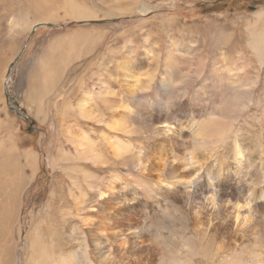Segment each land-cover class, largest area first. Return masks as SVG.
Returning a JSON list of instances; mask_svg holds the SVG:
<instances>
[{"label": "rangeland", "instance_id": "374dc122", "mask_svg": "<svg viewBox=\"0 0 264 264\" xmlns=\"http://www.w3.org/2000/svg\"><path fill=\"white\" fill-rule=\"evenodd\" d=\"M255 29L264 36V0H0V264H34L37 232L42 249L36 253L49 251V263L87 255V245L92 246L93 261L94 239L85 226L90 206L82 205L77 213L74 193L107 204L108 197L101 201L100 195L110 184L128 203L125 210L146 214L141 226L129 230L136 243L146 238L137 248L161 231L173 250L183 241H194L180 193L165 201L157 185L148 193L134 188L159 180L163 163L172 159L191 170L197 133L211 126L223 131L210 153L215 162L222 158L228 164V151L238 136L252 157L248 169L259 166L264 151V53L254 49ZM128 57L134 58L140 78L133 92L124 89L117 66ZM100 86L112 99H101ZM87 91L98 117L80 113L78 103ZM116 103L131 107L129 119L137 129L124 134L110 128L115 111L122 108ZM163 122L174 127L173 139L163 142L160 157H152L158 166L144 175L108 146L124 138L138 153L146 152L153 140L168 135L155 131ZM228 125L233 127L229 136ZM74 135H86L104 161L97 165L77 154ZM247 197L251 204L259 201ZM226 199L228 207L230 200L236 201ZM119 212V223L140 221L137 215L129 220L127 212ZM110 234L113 240L107 241L113 248L116 242L131 252L120 233ZM230 247L221 246L223 255H232ZM157 256L155 261L152 255L145 259L155 264ZM222 258L219 254L216 264ZM193 260L210 264L201 253Z\"/></svg>", "mask_w": 264, "mask_h": 264}, {"label": "bare ground", "instance_id": "6f19581e", "mask_svg": "<svg viewBox=\"0 0 264 264\" xmlns=\"http://www.w3.org/2000/svg\"><path fill=\"white\" fill-rule=\"evenodd\" d=\"M254 32H257L254 49L257 53L263 55L264 36L261 30L255 29ZM134 62V58L128 57V59L117 64L121 73L120 80L122 81L124 89L128 92L134 91L133 86L137 87L140 79L133 67L136 65ZM206 80H208V78H206ZM100 87L99 96L101 99L103 101L112 99L109 95H106V89L102 87V89H100ZM89 101L90 92L87 91L85 96L78 103L81 115L85 118L98 117L100 112L96 113L93 110L94 108L92 109L90 106ZM117 105L122 106V108L116 107L117 111H115L114 116L108 123L110 128L118 132L121 131L124 134L132 131V127L137 129V125L133 124V121L129 119V115L132 112L131 107L123 106L120 103L115 104V106ZM154 118L157 120L158 116ZM173 128L174 127L167 122H163L161 125L157 126L155 131H159L162 134L168 133V135L163 136V140H153V148H151L150 144V146L146 148V152L140 150L142 153H138V151L131 146V142L124 138H121L119 143L111 140L108 146L111 148L112 153L121 158L125 163H135L136 166L141 169V174L144 175L146 171H150L152 168L158 166V164L152 160V157H160L158 155L160 149H163L164 144H166L169 139H173V137L170 136V132ZM232 128L228 125V136ZM222 134L223 131L216 132L213 126L210 127L209 131L198 132V139L195 143L198 148L196 151L192 152L194 167L191 170L178 167V165L174 164L176 163L175 160L172 159L169 160L167 164L163 163L165 171L164 175L159 177V180L154 181L146 187L143 184H137V189H134L141 192V188L144 193H148L147 189H149L150 186L157 185L156 190L158 193L160 192V195L164 197L165 201L173 198L175 194H181L183 198L181 203H184V207L187 208L186 216H183V218L190 222L195 234L194 241L190 240L189 244L184 245L185 249L193 250L192 255L187 257L188 264H194L193 257L197 253H201L210 264H216L219 254L223 257L221 264H264V151L262 152L259 166L250 171L247 163V161L250 165L252 163L250 152L248 151L247 155L245 146H243L238 139V136H235L233 151H228V155L232 154L231 157L228 158V164L224 162L222 158L218 159V162H215L212 159L213 155L210 156V153L211 150L215 149L214 142H217ZM74 139L77 154L92 158L97 165L104 161L103 153L97 151L92 146V141L88 139L86 135L78 138L74 135ZM137 162L139 164H137ZM225 163L228 166H226ZM260 166H263V169H261ZM121 179H123V177ZM120 181L123 186L124 180ZM116 189L114 184L104 186L102 189L100 195L101 201L108 197L109 200L107 204L100 203V201L94 198L85 197L81 199L78 195V198L81 199L78 201L80 206L83 205L88 208L90 206L88 210L89 213L87 214V218L90 219H86L85 226H89V233L93 235L94 239V250L92 251L94 255L93 261L95 264H102V257L107 253L105 259L109 261V264H112V261H114V264H138L140 261L142 262L141 264H150L149 260H146L145 257H150L152 255L155 261V254H158V249L153 246L152 238L154 236H148V239L151 240L148 245L137 248L138 243L145 242L144 240L146 238H140L136 243V240L130 237L132 232L129 231L132 230V228L141 226L146 214L136 213L135 210L132 211V213H134L132 214L129 212L130 210H125V205L128 203H125L123 199H121L123 197H120L121 194L115 192ZM247 194L250 199L259 201L251 204ZM227 195L228 201L234 198L236 200L232 204V201H229L230 207H228ZM154 196L156 198V195ZM111 200L116 201V206L110 204ZM157 201L160 203L162 202L159 199H157ZM97 202H99L98 205ZM121 203H123V205ZM8 205L9 203L7 202L6 208H8ZM119 211L127 212L129 220L133 215H137L140 221H138L136 225L119 223L114 216L115 213L116 215L120 213ZM257 211H259L260 214H258ZM144 222L149 223V221ZM257 226L259 228L256 232V236L252 237L253 231ZM78 228L79 227H77V229ZM107 228H109L108 231ZM121 231L124 232L126 236H124ZM110 232L120 233L122 235L121 243L128 240L130 242L131 252H128L126 248L124 249V247H121L116 242H114L113 245L114 247H118L113 248L111 246V240L110 242L107 241V238L113 240ZM35 235L36 237L33 241L34 255L31 261L34 262V264H51L49 262L52 260V257L50 256L51 254L49 255V251L36 253V251L38 252L42 247L40 234L37 232ZM155 236L161 237L163 241L165 239V234H163L162 231ZM249 241H254L256 244L249 245ZM229 245H231L230 248H232V255H223L221 246L228 247ZM44 246L47 247L46 245ZM91 247L92 246L87 245L85 249H91ZM124 255L128 257L120 258ZM76 259L77 256L71 254L63 258L59 257V260H56V262L54 261V264H75ZM155 264H158V262H155Z\"/></svg>", "mask_w": 264, "mask_h": 264}, {"label": "clouds", "instance_id": "9594fccd", "mask_svg": "<svg viewBox=\"0 0 264 264\" xmlns=\"http://www.w3.org/2000/svg\"><path fill=\"white\" fill-rule=\"evenodd\" d=\"M153 246L158 249L157 261L158 264H188L187 257L192 255V249H185L184 245L189 244L190 240L183 241L178 250H173L163 241L159 236H154ZM191 250V251H190ZM107 253L102 257V264H109V261L105 259ZM75 264H95L90 257V251L88 249L87 255L81 253L77 256ZM114 264V261H112Z\"/></svg>", "mask_w": 264, "mask_h": 264}, {"label": "crops", "instance_id": "0c3cea01", "mask_svg": "<svg viewBox=\"0 0 264 264\" xmlns=\"http://www.w3.org/2000/svg\"><path fill=\"white\" fill-rule=\"evenodd\" d=\"M30 154V160L32 161V160H34V158H35V156L33 155V152H30L29 153ZM34 156V157H33ZM57 163V162H56ZM89 188L91 189V190H95L96 189V187L95 186H91V182H90V186H89ZM74 201H76L75 202V204H76V211H77V213L79 212H81L82 210H83V206H80V204H79V202L78 201H80L81 199L80 198H78V194L77 193H74ZM78 198V199H77ZM110 204H112L113 206L115 205L116 206V201L115 200H111V202H110ZM86 208H88V207H86ZM68 213L67 211H65V209H64V211H63V213ZM114 216H116V213L114 214ZM115 238H117V239H119V235L118 234H116L115 236H114Z\"/></svg>", "mask_w": 264, "mask_h": 264}]
</instances>
